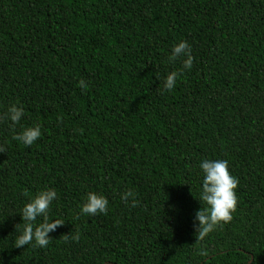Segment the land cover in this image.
<instances>
[{
    "label": "trees",
    "instance_id": "obj_1",
    "mask_svg": "<svg viewBox=\"0 0 264 264\" xmlns=\"http://www.w3.org/2000/svg\"><path fill=\"white\" fill-rule=\"evenodd\" d=\"M180 40L190 69L168 60ZM12 103L24 113L0 118V264H264V0H0V117ZM37 124L32 145L13 139ZM205 158L228 161L237 202L198 240ZM47 188L64 224L43 248L14 247L20 209ZM87 192L106 212L80 214Z\"/></svg>",
    "mask_w": 264,
    "mask_h": 264
},
{
    "label": "clouds",
    "instance_id": "obj_2",
    "mask_svg": "<svg viewBox=\"0 0 264 264\" xmlns=\"http://www.w3.org/2000/svg\"><path fill=\"white\" fill-rule=\"evenodd\" d=\"M177 58L182 59L184 69H190L193 63L191 46L185 40H180L171 48L168 56L169 62ZM178 73L170 71L163 80V89L171 91L177 82ZM78 87L86 90L89 87L88 82L80 79ZM24 109L15 103L8 106L4 117L12 127H14L22 118ZM41 136L40 126L33 125L24 127L19 133L14 134L13 139L22 142L24 145H32ZM5 151V146L0 144V152ZM201 170V182L199 189V199L204 201L208 207L195 210L193 224L196 239L203 240L215 226L221 222L227 223L232 219L231 213L236 208L237 197L234 189L237 187V179L232 176L228 170V161L224 159H202L199 162ZM133 196L131 190L121 194V200L127 201ZM57 193L54 189L47 188L38 191L33 197L26 201L20 209V217L25 222L18 228V234L14 238L13 246L24 248L27 245L45 247L49 244L50 232H54L58 226L64 224L63 219H49L50 205L56 199ZM108 200L99 193L87 192L80 205V214L95 215L104 213L107 210ZM40 217L42 222L34 225L33 221ZM68 239L65 234V240ZM72 240L79 239V233L71 237ZM200 256L206 254V250L200 248L197 250Z\"/></svg>",
    "mask_w": 264,
    "mask_h": 264
}]
</instances>
